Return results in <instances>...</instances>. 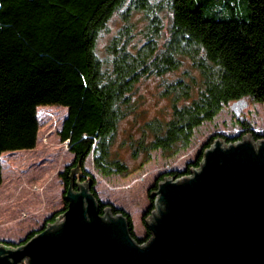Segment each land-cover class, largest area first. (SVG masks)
<instances>
[{
	"label": "trees",
	"instance_id": "obj_1",
	"mask_svg": "<svg viewBox=\"0 0 264 264\" xmlns=\"http://www.w3.org/2000/svg\"><path fill=\"white\" fill-rule=\"evenodd\" d=\"M204 2L0 0V183L2 153L36 146L39 106L68 108L60 131L74 154L60 172L67 190L72 177H93L85 168L90 156L102 176L128 173V163L113 154V145L120 123L138 107L135 95L146 78L164 77L161 94L171 98L168 119L146 120L140 135L130 137L133 157L146 161L153 151L175 157L187 150L196 129L231 103L245 98L264 102V0H247V17L229 19L204 17ZM134 13H142V29L132 20ZM115 14L122 25L101 55L99 40ZM186 61L190 68L165 79ZM242 135L225 138L232 142ZM213 141L203 145L190 165L201 164ZM170 174L181 176L164 172L150 191ZM98 203L101 213L110 206L127 216L138 243L150 238L148 223L147 237H136L129 212Z\"/></svg>",
	"mask_w": 264,
	"mask_h": 264
},
{
	"label": "water",
	"instance_id": "obj_2",
	"mask_svg": "<svg viewBox=\"0 0 264 264\" xmlns=\"http://www.w3.org/2000/svg\"><path fill=\"white\" fill-rule=\"evenodd\" d=\"M241 102L231 105L237 117ZM243 137L228 146L215 139L192 176L159 182L146 244L127 216L100 212L92 179L77 186L72 177L65 220L0 245V264H264V138L255 147L251 133Z\"/></svg>",
	"mask_w": 264,
	"mask_h": 264
},
{
	"label": "rangeland",
	"instance_id": "obj_3",
	"mask_svg": "<svg viewBox=\"0 0 264 264\" xmlns=\"http://www.w3.org/2000/svg\"><path fill=\"white\" fill-rule=\"evenodd\" d=\"M204 1L203 16L206 18L247 17V0ZM132 20L135 21L138 29H142L146 24L142 13H134ZM121 25L120 15L115 14L109 23V32L99 40L98 47L101 55L104 54L105 46ZM190 66L188 61L184 62L178 71L167 74L165 79H174L180 76ZM163 80L164 77L158 76L144 79L139 84L135 95L137 109L120 123L116 142L113 145V154L128 163V173L102 176L95 169L93 158L90 156L86 161L85 168L93 174V177H89L88 180L74 177V183L77 186L78 178L79 182H90L92 179L94 181L92 189H94L97 199L129 212L133 221V232L139 238L147 237V221L150 219H146L150 215L152 216V213H149L150 210L153 208L151 212L156 210L157 201V196L153 197L150 190L161 174L178 172L179 175L185 176L188 169L192 171L193 168H199L193 164L190 165V163L197 160L203 145L211 141L212 138H214L212 145L215 139L220 138L228 146L230 141L225 136L233 138L249 132L252 134L255 147H257V140L264 138V102L245 98L240 104V117L234 113L231 108L233 103H231L213 120L201 124L195 131L191 146L177 156L165 157L161 151H153L147 161L144 157L134 158L129 146L130 137L140 135V127L146 120L154 118L165 120L171 115V98L161 94ZM67 114L68 108L65 106H39L37 108L39 129L36 146L33 149L2 153L0 245L16 247L11 243H19L22 239L27 238L32 231L45 229L48 222L52 221V217L64 214L66 207L65 184L60 172L74 160V154L68 149V142L63 141L60 137V131ZM253 132L261 134V137L255 139ZM243 135L232 142L242 141ZM222 146H224L223 143ZM179 171L185 172L181 174ZM172 176L173 174L168 175L167 179H172ZM176 178L177 175L173 177V180ZM108 207L110 208V206ZM147 211L148 213H146ZM111 215L116 216L112 211Z\"/></svg>",
	"mask_w": 264,
	"mask_h": 264
},
{
	"label": "built area",
	"instance_id": "obj_4",
	"mask_svg": "<svg viewBox=\"0 0 264 264\" xmlns=\"http://www.w3.org/2000/svg\"><path fill=\"white\" fill-rule=\"evenodd\" d=\"M68 142V141H67ZM203 161V160H202ZM201 161V162H202ZM198 167H200V165L198 166ZM195 169H199V168H195ZM193 175V170L192 171H190L189 172V174L187 173V174H185V176L184 175H182V176H180V177H177L176 178V180L177 179H182L181 177H189V176H192ZM157 208V207H156ZM152 213V215H153V212H151ZM150 213V214H151ZM60 216H56L52 221H50V222H48V224H51V223H60V222H62V221H64L65 220V216H64V214L59 218ZM57 218H59V219H57ZM151 237H152V235L150 236V238L148 239V240H146V241H144V242H142L141 244H146L150 239H151ZM20 264H27V261L25 260V261H23L22 263H20Z\"/></svg>",
	"mask_w": 264,
	"mask_h": 264
}]
</instances>
